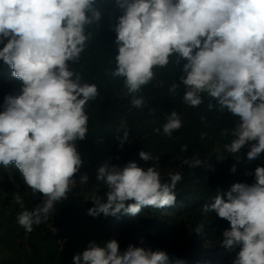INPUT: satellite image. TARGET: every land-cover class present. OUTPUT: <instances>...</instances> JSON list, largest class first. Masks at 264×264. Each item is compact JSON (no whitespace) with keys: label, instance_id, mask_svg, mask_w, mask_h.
I'll return each instance as SVG.
<instances>
[{"label":"clouds","instance_id":"obj_1","mask_svg":"<svg viewBox=\"0 0 264 264\" xmlns=\"http://www.w3.org/2000/svg\"><path fill=\"white\" fill-rule=\"evenodd\" d=\"M121 13L112 25L118 54L113 77L123 78L131 105H148L141 95L156 76L155 69L180 65L179 83L168 92L176 95L183 86V103L237 117L233 139L225 150L238 162L247 146V162L264 154V0H114ZM100 0H0V61L11 68L22 84L21 94L4 98L0 110V166L14 165L40 202L20 205L17 223L28 233L49 220L54 205L68 198L77 183L87 185L84 161L77 148L89 132L88 106L100 95L72 64H80L101 28ZM153 111V109H152ZM205 117L201 116V121ZM183 126L180 114L171 111L162 133L171 138ZM126 121H121L128 142ZM157 134L161 128H154ZM207 133H202L203 139ZM129 143V142H128ZM183 145L181 151H187ZM139 157L157 161L141 150ZM224 159L218 156L217 160ZM189 167L211 168L199 158L185 160ZM236 165L230 172H236ZM254 182H234L217 189L204 213L215 212L229 223L220 246L236 251L231 264H264V166L257 165ZM179 172L162 180L161 171L144 169L135 161L123 166L101 164L96 180L106 187L104 197L92 190L94 206L88 215L136 216L142 207L163 209L176 203ZM202 229H197L199 233ZM73 264H185L166 251L128 244L120 249L116 239L90 241L72 258Z\"/></svg>","mask_w":264,"mask_h":264},{"label":"trees","instance_id":"obj_2","mask_svg":"<svg viewBox=\"0 0 264 264\" xmlns=\"http://www.w3.org/2000/svg\"><path fill=\"white\" fill-rule=\"evenodd\" d=\"M100 7L103 16L99 33L84 53L80 64L71 65L83 73L87 82L97 84L100 92L97 99L91 101L87 109L90 117L88 137L77 143L78 151L84 161L82 173H88L90 177L87 185H83L87 191V199L84 200L76 195L72 188L66 200L55 204L50 227L42 223L34 226L33 231L28 233L27 238L32 242H42L48 246L55 245L56 240L72 234L75 219L83 218L88 209L94 206L93 201L88 200L94 188L99 186L97 194L104 197L106 187L96 180V169L99 165L107 163L111 154L99 151L96 142L121 141L125 131L121 129V121L127 123L126 130L130 148L126 154L122 155L117 165L123 166L129 161H135L144 169L156 166L159 170L173 169L172 173L179 172L183 179L177 183L175 188L176 202L184 203L185 211L202 209V205L210 202L211 198L216 195L217 189L226 190L234 182L253 183L254 175H245V173H254L257 165L264 166V154L259 159L247 162L246 153L249 150L247 146L241 149L239 162L230 153L217 151L218 145L225 146L233 139L231 130L236 122L231 114L208 111L207 98L199 107L187 106L182 99L183 86L178 89L176 95L169 94L168 89L173 81L180 82L183 61L175 68L169 65L168 68L155 69V79L144 86L140 93L146 98L148 105L142 110L132 107L131 96L125 92L123 78L111 75L115 67V56L118 54L112 25L116 23V17L121 13L115 7L114 0H100ZM11 71V68L5 64L0 67V86L3 88L6 77L12 76ZM20 87L22 88L21 82ZM6 89L10 91L9 88L6 87ZM2 106L3 104H0V110ZM171 111L180 114L183 126L178 131H174L172 137L169 138L162 133V125ZM201 116L205 117L204 121H201ZM154 128H161V133H155ZM202 133H207L203 139L201 138ZM183 145L188 146L187 151H181ZM141 150L150 152L153 157H158V162L143 161L139 157ZM221 155L224 159L217 160V157ZM194 157L206 164H211V168L189 167L184 163L186 159L191 160ZM234 164L237 170L232 173L230 168ZM13 169L15 173L18 172L15 166ZM163 180L168 182L169 175ZM25 208L29 209L28 205ZM148 208L142 207L141 211H146ZM211 214L203 222L202 229L206 239L210 240L213 246L212 252L206 259L211 264L231 261L238 249L228 251L220 246L223 238L222 232L230 225L227 221L218 218L215 212ZM114 217H121V222L127 224L136 216L120 213L117 216H104L101 222L88 221L91 229L90 238L80 241L84 249L90 241L98 243L107 241L111 235L110 219ZM53 230H55L54 233ZM37 254L39 260L45 263L43 255Z\"/></svg>","mask_w":264,"mask_h":264},{"label":"rangeland","instance_id":"obj_3","mask_svg":"<svg viewBox=\"0 0 264 264\" xmlns=\"http://www.w3.org/2000/svg\"><path fill=\"white\" fill-rule=\"evenodd\" d=\"M3 66L0 61V67ZM4 85V88L0 86V104L4 103V98L8 95H19L22 89L20 81L12 76L6 77ZM120 142H96L99 151L110 152L111 156L107 159V164L117 165L122 155L129 151L130 144L125 142L121 148ZM217 151L227 153L225 146L221 145L217 146ZM13 166L7 168L0 166V264H73V256L84 250L80 241L90 238L91 229L88 221L101 222L104 215L92 217L87 211L83 218L75 219L74 232L56 240L55 245L48 246L42 242L29 241L28 232L17 223L16 219L22 209L12 197L14 193H19L23 198L24 208L28 205L31 210L40 202L41 196L27 188L19 171L15 173ZM160 171L163 180L174 170ZM73 188L76 195L84 200L87 199V191L82 185L77 183ZM53 211L49 220L45 222L47 227L52 223ZM211 215L204 213L202 209L185 211L182 202H176L173 206H166L163 209L149 207L127 224L121 222V217L111 218V235L107 240L116 239L121 250L131 243L138 247L166 251L170 256L183 259L185 264H211L206 257L213 250L212 243L206 239L203 230L199 233L195 232L198 228L203 229V222ZM37 253L43 255L45 263L39 260ZM221 264H231V261Z\"/></svg>","mask_w":264,"mask_h":264},{"label":"crops","instance_id":"obj_4","mask_svg":"<svg viewBox=\"0 0 264 264\" xmlns=\"http://www.w3.org/2000/svg\"><path fill=\"white\" fill-rule=\"evenodd\" d=\"M232 117H233V119L235 120V122L237 123V119H238V118H237V117H234V116H232Z\"/></svg>","mask_w":264,"mask_h":264}]
</instances>
